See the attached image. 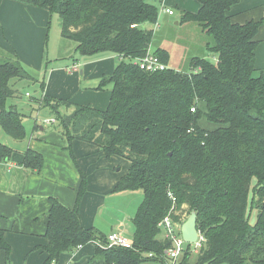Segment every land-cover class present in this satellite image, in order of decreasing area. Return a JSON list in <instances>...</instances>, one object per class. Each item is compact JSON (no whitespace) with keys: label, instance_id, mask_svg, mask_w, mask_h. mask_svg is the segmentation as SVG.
Here are the masks:
<instances>
[{"label":"trees","instance_id":"16d2710c","mask_svg":"<svg viewBox=\"0 0 264 264\" xmlns=\"http://www.w3.org/2000/svg\"><path fill=\"white\" fill-rule=\"evenodd\" d=\"M13 1L57 13L62 36L77 44L79 54L112 53L120 59L100 84V89L113 86L105 110L47 95L33 101L50 109L57 129L69 141L96 145L109 159L129 160V172L115 191L142 190L144 195L133 219L132 249L94 245L106 236L82 223L85 180L74 207L53 199L43 264H58L79 246L92 245L105 264L164 263L171 243L159 238V224L169 214L181 222L185 206L188 218L197 213L205 241L196 262L188 244L182 264H264V75L255 74L263 22L234 23L229 11L240 0H197L200 11L183 12L180 25L198 27L206 36V56L191 58L186 70L149 73L135 64L149 51L167 65L170 60L169 50L153 51L155 32L142 29L159 18V7L149 0ZM29 77L17 59L0 63V126L16 141L25 140L27 130L24 115L15 106L9 108L8 101L16 96L13 80ZM13 153L0 143V162ZM43 161L39 152L29 149L22 165L40 170ZM175 208L182 215L172 214ZM5 232L0 230V251L8 264L11 247Z\"/></svg>","mask_w":264,"mask_h":264},{"label":"crops","instance_id":"0c3cea01","mask_svg":"<svg viewBox=\"0 0 264 264\" xmlns=\"http://www.w3.org/2000/svg\"><path fill=\"white\" fill-rule=\"evenodd\" d=\"M150 2L156 6L161 4V0ZM164 3L174 10L172 16L162 12L168 18L176 16L175 8L182 14H196L201 8L197 0H164ZM229 16L234 23L241 25L249 21L263 22L257 36L259 44L255 74L258 77L264 75V0H240L231 8ZM50 24L51 14L47 10L13 0H0V49L7 52L10 48L24 68L30 63V66L39 69L41 55L48 46ZM92 57L83 61L82 67L80 63L74 62L65 70L54 68L48 85L51 89L50 86L61 70L74 74L81 69V74L85 77L89 68L94 66L97 68V73L92 76L94 82L90 81L83 94L78 91L72 103L105 110L110 103L113 86L108 84L100 89V84L103 77L113 73L119 64L118 57L103 53ZM73 66H77V70L71 73L69 69ZM74 91L71 88V92ZM46 94L49 95L48 86L42 96ZM38 116L39 121L31 120L33 123L30 122L32 124L29 129L24 123L27 137L23 141L10 138L0 126V143L14 150L9 159L0 162V230L6 231L5 241L11 247L8 264L44 263L46 254L43 248L47 244L45 234L52 200L74 207L83 180L86 183L80 202V215L85 228L94 229L98 236H102L100 227L107 226L104 235L107 238L113 233L121 234L129 222L125 214L114 216L110 212V215L106 214L107 217L104 212L119 207L123 202L125 192H116L115 189L119 181L128 174L130 161L119 156L109 159L100 147L93 144L80 140L71 142L57 129V122L48 123L50 120L47 117L43 125L40 121L43 115L38 113ZM51 124L54 127L47 128L46 125ZM29 149L42 155L44 161L40 170L28 169L22 165ZM125 165L128 166V172L122 171ZM99 217L102 221L97 220ZM130 221L133 222V218ZM64 260V264H105L95 256L94 245L64 255L58 264ZM0 264H7L6 256L1 251Z\"/></svg>","mask_w":264,"mask_h":264},{"label":"rangeland","instance_id":"374dc122","mask_svg":"<svg viewBox=\"0 0 264 264\" xmlns=\"http://www.w3.org/2000/svg\"><path fill=\"white\" fill-rule=\"evenodd\" d=\"M152 1V0H149ZM156 2V0H154ZM167 6H169L167 4ZM159 7V18L157 23H146L142 25V29L145 30H153L155 32V43L153 46V51L162 48L169 50L170 52V60L168 62V68L174 69H188L189 62L193 57H202L206 56L204 54L206 37L204 34L200 35L198 27H193V25H177V22H180L181 14L180 10L175 8L176 16L174 18H168L166 15H162L161 12V4ZM171 7V6H169ZM176 7V6H175ZM168 8V7H167ZM47 48L45 52L41 55V61L39 64V69L30 66V63L25 67L26 71L29 72V79L23 80H13L12 84L14 89L16 90V96L8 101V107L15 106L18 111L24 115V123L29 127L33 123L31 120L39 121L37 119L38 113L42 114L43 117L40 119L43 125L45 123V119L51 120L55 117V115L50 111L49 108H42L37 105L33 100L40 99L44 93V89L42 85L48 86L50 98L64 100V101H74L75 94L78 91H82L83 94L86 90L85 87H89L90 81L94 82L92 79L93 75L97 73V68L94 66L89 68L88 74L85 77L81 74V69L78 73L68 74L64 70L67 66H72L73 63H80L82 67V62L85 60H89L93 58L92 56H83L76 51L77 44L70 40L66 39L62 36L61 29V18L57 13L51 14V24L49 26V40L47 41ZM108 55H115L112 53H103ZM116 56V55H115ZM211 61H214L213 56H208ZM16 59L13 56V53L10 48H8L7 52L0 49V63L5 60H14ZM118 62L120 59L118 58ZM24 67V66H23ZM54 68L64 69L58 72L56 76L57 79L52 83L49 89V78L52 70ZM95 70H93V69ZM114 72V71H113ZM73 73V72H71ZM113 74V73H112ZM111 74V75H112ZM92 79V80H91ZM81 84L83 86H81ZM71 88L75 90L71 92ZM110 88V87H108ZM91 92V91H89ZM105 109V108H104ZM64 110V109H63ZM66 113V111H64ZM32 122V123H30ZM47 128L54 127L51 125H46ZM128 164V163H127ZM122 171L128 172V166H123ZM173 193V192H172ZM124 200L120 203L119 207H115L111 209L109 212L105 211L104 215L108 217L110 212L114 216H122L125 214V218L129 219V222L126 223V228L121 232L120 235L124 236L128 239V242L133 245L136 240L135 228L131 218L137 214L139 207L144 199L143 191H126L124 193ZM185 208V209H184ZM182 215L180 210H176L172 213L175 216L180 214L182 215V221L184 223L188 220V211L187 207H183ZM186 210V211H185ZM171 213V212H170ZM179 213V214H178ZM252 215V223L255 222L257 211L254 210ZM108 214V215H106ZM171 214V215H172ZM170 215V214H169ZM168 215H166L167 217ZM112 217V216H111ZM97 220L102 221V218L99 217ZM179 222L181 225L184 223ZM161 223V222H160ZM160 225V224H159ZM107 226L103 228L100 227V232L102 235H106ZM182 228V227H181ZM181 228L178 229V233L181 232ZM104 231V232H103ZM165 235L164 231L159 236V238H163ZM203 236V235H202ZM89 247V246H88ZM199 254H195L193 256V262L198 260ZM144 259L148 260V255H144ZM65 260L62 261L61 264H64ZM147 264H163L161 261H151Z\"/></svg>","mask_w":264,"mask_h":264},{"label":"built area","instance_id":"2783aa9c","mask_svg":"<svg viewBox=\"0 0 264 264\" xmlns=\"http://www.w3.org/2000/svg\"><path fill=\"white\" fill-rule=\"evenodd\" d=\"M161 12H164L168 15H174V10L167 8L164 0H161ZM135 64L140 67L143 71L149 73H155L160 71H165L168 69V66L152 51H149L148 54L142 58H139L135 61ZM70 72H74L77 70V66H73L70 69ZM195 109L193 108L192 111ZM56 120L52 119L48 121V123H55ZM170 198L173 200L174 204L176 203L175 196L169 192ZM174 209V208H173ZM181 224L179 221H174L170 215L164 218V220L160 223V228L164 231V239L170 241L171 245L168 249L165 250L163 255V264H182L183 258L188 249V243L182 238V235L178 233V229L181 228ZM205 241L204 237L200 233L199 241L195 244H192L191 253L193 255L199 254L202 243ZM95 246L98 247H122L132 249L133 245L128 242V239L121 236L120 234L113 233L106 238V241L96 240ZM83 246H79L78 250L83 249Z\"/></svg>","mask_w":264,"mask_h":264},{"label":"water","instance_id":"95a60500","mask_svg":"<svg viewBox=\"0 0 264 264\" xmlns=\"http://www.w3.org/2000/svg\"><path fill=\"white\" fill-rule=\"evenodd\" d=\"M198 216L196 212H192L188 220L181 226L182 238L188 244H194L199 241L200 231L197 226Z\"/></svg>","mask_w":264,"mask_h":264},{"label":"bare ground","instance_id":"6f19581e","mask_svg":"<svg viewBox=\"0 0 264 264\" xmlns=\"http://www.w3.org/2000/svg\"><path fill=\"white\" fill-rule=\"evenodd\" d=\"M195 244V243H194Z\"/></svg>","mask_w":264,"mask_h":264}]
</instances>
